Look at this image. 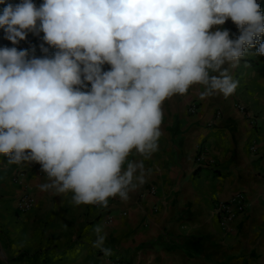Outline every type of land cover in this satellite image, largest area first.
<instances>
[{
    "label": "clouds",
    "instance_id": "9594fccd",
    "mask_svg": "<svg viewBox=\"0 0 264 264\" xmlns=\"http://www.w3.org/2000/svg\"><path fill=\"white\" fill-rule=\"evenodd\" d=\"M0 4L4 38L18 45L43 33L45 54L0 48V155L8 165L40 164L41 191L72 193L73 206L128 200L151 173L144 161L159 150L164 102L193 85L203 86L201 98H227L239 84L230 69L256 45L264 56L257 0ZM229 19L235 39L216 27ZM133 150L143 159L129 160ZM93 231L92 247L110 256L102 226Z\"/></svg>",
    "mask_w": 264,
    "mask_h": 264
},
{
    "label": "crops",
    "instance_id": "0c3cea01",
    "mask_svg": "<svg viewBox=\"0 0 264 264\" xmlns=\"http://www.w3.org/2000/svg\"><path fill=\"white\" fill-rule=\"evenodd\" d=\"M33 3L39 7L43 0ZM216 27L228 29L232 39L240 35L231 19ZM42 36L29 33L13 45L0 29V48L30 51L35 46V56L43 57ZM45 47L49 55L56 51ZM258 47L230 69L239 81L231 96L201 98L203 86L193 85L164 102L159 150L144 161L151 173L126 201L118 197L103 209L73 206L72 193L41 191L46 174L40 164L8 165L0 155V264H264V56L255 54ZM192 103L194 112L189 110ZM199 146L205 149L200 162ZM128 159L143 157L133 150ZM24 188L35 203L21 212L17 197ZM238 191L245 193L246 213L223 230L214 205ZM97 225L107 234L110 256L92 247ZM39 249L45 251V260L42 254L35 262L14 259L20 252Z\"/></svg>",
    "mask_w": 264,
    "mask_h": 264
},
{
    "label": "built area",
    "instance_id": "2783aa9c",
    "mask_svg": "<svg viewBox=\"0 0 264 264\" xmlns=\"http://www.w3.org/2000/svg\"><path fill=\"white\" fill-rule=\"evenodd\" d=\"M236 106L242 112H246V107L242 103H237ZM196 104L192 103L189 110L191 112L196 111ZM218 116H220V112H218ZM251 149H254V145L251 146ZM197 160L201 161L203 158V154L205 153V149L201 146L197 148ZM15 179H18V175H15ZM118 198L113 197L109 198L108 206L112 202V200ZM35 200L31 193L24 188L17 197V208L21 212H25L30 210L34 206ZM96 208H105L100 205H92ZM214 210L217 216L218 224L223 230H228L232 227L233 222L239 216H243L246 213V196L243 191L235 192L229 199L227 200H219L214 205ZM107 220L111 221L112 216H107ZM116 264H128L125 260L115 261Z\"/></svg>",
    "mask_w": 264,
    "mask_h": 264
},
{
    "label": "trees",
    "instance_id": "16d2710c",
    "mask_svg": "<svg viewBox=\"0 0 264 264\" xmlns=\"http://www.w3.org/2000/svg\"><path fill=\"white\" fill-rule=\"evenodd\" d=\"M260 8H261L262 11H264V1H262V3L260 4ZM40 254H42V256H43V258L45 260L46 259V253H45V251L40 250V249L36 250L32 254H29L28 252H20L19 255L16 258H14V259L19 260V259H22L23 257H27V259L29 261L35 262L36 259L40 256Z\"/></svg>",
    "mask_w": 264,
    "mask_h": 264
}]
</instances>
